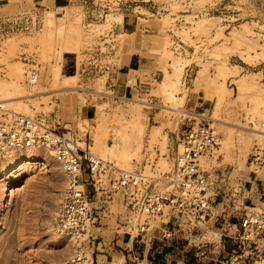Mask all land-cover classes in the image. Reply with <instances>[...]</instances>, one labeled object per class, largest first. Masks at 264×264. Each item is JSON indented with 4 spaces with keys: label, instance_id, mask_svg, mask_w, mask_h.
<instances>
[{
    "label": "rangeland",
    "instance_id": "obj_1",
    "mask_svg": "<svg viewBox=\"0 0 264 264\" xmlns=\"http://www.w3.org/2000/svg\"><path fill=\"white\" fill-rule=\"evenodd\" d=\"M112 1L0 0L1 18L34 10L40 16L41 21L40 28L36 32L10 34L0 41V64L5 67V75L0 76V79H13L11 71L14 67H10V65L14 64L18 67L20 65V70H22L20 74L23 77L24 71L28 69V65L29 67L31 65L30 62L35 63L38 78L34 86L33 84L30 86L25 85L22 77H20L22 81L19 80V84L22 87L24 85L25 95L31 91L39 92L28 98L31 100L22 99L36 112L21 113L22 111L19 112V109L15 106H8L9 108L12 107L11 109L4 107L5 105L3 107L9 111L14 109V112L16 109L17 112L15 113L32 116L46 126L55 127L76 143L77 141L84 142V147H89L90 152L94 154L96 151L91 148L93 147L90 135L91 123L97 119L99 112L104 113L111 124H107L109 133L106 138L107 145H111L116 128L119 126L118 124L112 125L114 118L111 117H113V114H119L123 115L124 119H128L129 117L124 113L131 103L127 99L113 101L106 95L111 94L105 83L108 76L95 73L87 76L81 75L80 65L83 58H85L83 54L88 48L99 46L101 51L107 54L105 61L114 64L115 67H121L128 58L138 57L140 67L136 69L134 77L138 78V85L140 86L129 98L149 101L158 106L157 108H142L147 116V126L144 133L141 136L139 135L141 145L138 149L137 158L133 159L134 157H131L134 161L130 159L129 163L123 164V161L121 163L119 159L109 158V160L108 156L103 159L113 162L122 169L130 168L133 162H145L148 163L145 170L149 172L151 164L154 165L155 170L162 167H159L156 161L160 159L159 157L164 159L162 155L167 153V146L172 139L171 132L176 130L178 117L183 114L176 110L203 112L206 115L212 114L214 117L211 113L215 103L212 91L200 88L198 92H193L192 80L196 71L202 67L201 64L207 65V70L212 76L215 73L217 63L225 61L228 66L237 65L242 75L256 73L255 80L258 83H264V77L262 78L264 60L258 58L248 65L242 62L237 51L229 49L231 51L222 52L219 58L216 56L215 51L216 47L229 39V32L240 29L241 24L244 25V23L246 25L250 24L253 34L257 35V38L253 39H256V46L261 43H263L262 46L264 45V0H155V6L153 4L135 9V6L132 5L128 9L107 10ZM157 7V10L161 11L155 14L154 11ZM47 12L53 15L54 27H58L60 23H67L75 15L80 17L78 28L81 33L80 30H77L80 33H77V36L80 37L79 44H76L77 47L74 44L77 42L76 35L74 37V34H72L75 39L73 37V39L67 38L70 40L68 41L65 38V33L61 34L60 37L58 34L56 35V28H47L45 24ZM85 13H88L89 17L85 16ZM110 17L112 20H110ZM202 18H213L214 25L208 32H195V22ZM111 29L115 31L112 36L113 40L109 44L108 39L105 41L100 37L106 35L107 31ZM182 32H187V35ZM71 40H74V43ZM103 42H107L109 45L107 46ZM175 43L181 45V48L177 47L179 49H175ZM72 46L75 47L77 53ZM259 47H256L257 49L255 48L253 51H258ZM111 48L112 52L110 53L109 49ZM70 49L71 51H69ZM245 51L250 55L255 54L250 48H246ZM168 53L169 57L167 56ZM20 54L26 57V60L29 61L28 64H25L20 58ZM110 54L112 57H110ZM173 59H183L184 62L185 60H188V62H185L178 91L175 94L177 99L175 102L174 100L170 102L162 99L164 96H159L161 93L155 95L157 93L155 89L158 87L157 83L163 78V71L171 72ZM76 63L77 66H75ZM144 64L147 66H144ZM56 65L62 70L63 76H75V83L66 84L65 79L54 82L51 78L50 69L57 67ZM119 83L124 84L123 81H118L117 84ZM225 86L231 90L232 95L225 97L216 116L222 121H227V123H215L213 126L218 134L219 141L228 136V132H232L233 150L226 155L219 148L218 160L215 166L219 172L228 177L227 186L233 187L236 184L248 188L252 186V194H254L252 201L255 203L258 197L256 189L259 187L255 186L256 182L253 184L255 176L249 172L247 160L252 149L264 147V138L258 140L251 135L249 130L242 127L251 128L256 126L259 130H262L260 123L264 122V102L262 100L259 103V100V104L254 105L248 99L236 98L237 92L231 78L226 79ZM197 95L202 97L199 102L202 100L205 102L200 107L191 104L192 98ZM181 96H183L182 99L179 98ZM34 101L35 104L38 102L36 108L37 106L43 108H39L37 111L34 104H31ZM163 101L165 105L167 104L166 106L170 105L168 103H174L171 105L175 110L161 112L160 105L163 104ZM255 106L261 111L260 113L256 112V115L254 114ZM86 107L92 113L88 118L84 117ZM118 108L119 110H117ZM257 114H261L260 117ZM155 116H157L156 119H154ZM159 124L164 125L162 134H166L163 149L159 144L163 141L160 136L155 140L150 137V126ZM67 132L69 134H66ZM84 133H86V137H84ZM239 134L243 137L252 136L247 148H241L238 143L236 136ZM40 150H43L40 155L49 161L47 165L29 166L19 174V177L11 176L4 182L0 181L1 198L3 187L7 186L15 189L12 187L17 185L19 179L21 180L20 191L17 193L9 192V201L3 208L0 207V264H60L68 259L73 252L74 246L66 241L68 239L55 236L51 231L55 217L54 212L56 214L60 204L58 200H60V194L65 184L64 176L58 164L50 157V152L46 149ZM78 154L79 156L82 155L79 152ZM161 159L160 162H162ZM164 162L167 163L166 160ZM167 166L169 167L168 164ZM239 166L243 167L239 168ZM165 169L163 167L159 171L169 170ZM257 172L258 177H264V171ZM109 205L123 209L116 201ZM153 225H155L154 222ZM225 228L221 223L212 225V221H210L201 229L192 231L187 241L182 239L185 246L189 242L191 250L198 253L197 257L192 256V264H212L213 260H220L224 238L219 236L222 232L221 229ZM202 244H206V247L199 249ZM81 245L88 253L87 242H81ZM204 249L205 252L200 254Z\"/></svg>",
    "mask_w": 264,
    "mask_h": 264
},
{
    "label": "built area",
    "instance_id": "obj_2",
    "mask_svg": "<svg viewBox=\"0 0 264 264\" xmlns=\"http://www.w3.org/2000/svg\"><path fill=\"white\" fill-rule=\"evenodd\" d=\"M132 5L138 9L155 6L156 2L113 0L107 10L128 9ZM157 9L155 14L161 11ZM40 24V16L34 10L0 17V41L10 34L36 32ZM114 31L111 29L100 38L108 39L110 44ZM176 45L175 49L181 48ZM109 51L111 53L112 48ZM19 56L25 64L29 63L23 54ZM83 56L81 75H106L107 84L116 71L114 64L105 61L107 54L95 46L85 50ZM30 64L23 73V82L28 86L35 83L38 75L35 63L31 61ZM4 75L5 67L0 64V76ZM106 95L113 101L128 99L113 92ZM182 113L176 130L171 132L167 153L162 155L171 168L160 172L151 164L146 172L148 163H134L122 170L93 155L89 147L79 156L75 142L55 127L46 126L32 116L9 111L0 104V149H46L62 170L65 184L53 229L56 235L76 244L71 256L60 264L92 263L81 242L89 239V228L98 210L96 205L103 207L115 201L130 213L137 234H151L160 229L161 238L167 241L175 230L181 229L190 235L210 221L212 225L221 223L226 227L221 229L219 236L224 238L221 258L213 260L212 264H264V177H258L256 172L264 171V147L251 150L247 160L249 172L255 176L253 184L256 182L255 186L259 187H256L258 197L254 203L252 186H227L228 177L215 166L219 144L210 115L192 111ZM260 128L264 131V122ZM83 135L86 137V133ZM168 224L170 229L163 227ZM203 247L206 244L199 249ZM204 252L205 249L200 254Z\"/></svg>",
    "mask_w": 264,
    "mask_h": 264
},
{
    "label": "bare ground",
    "instance_id": "obj_3",
    "mask_svg": "<svg viewBox=\"0 0 264 264\" xmlns=\"http://www.w3.org/2000/svg\"><path fill=\"white\" fill-rule=\"evenodd\" d=\"M46 16H47V18H46L45 24H46L47 28H49V29L56 28V31H57V33L55 31L56 35L58 34L60 36L61 34L65 33L64 34V35H66L65 38H66V40H68V39H71L73 37L72 34H74V37H75V35L77 36V33H79V31H77V30H80L78 28L79 27L78 25L80 22L79 16L75 15L73 18L68 20V22H67L68 24L67 23H60V25L58 27H54L53 15L51 13L47 12ZM117 18H120V17H117ZM140 19H142V18H140ZM212 19L213 18H202V19H199L198 21H196L195 22V28H194L195 32L196 31L208 32L209 29L211 27H213V25H214ZM110 20H112V18ZM249 25H246L245 23H244V25L241 24L242 27H240V29H238V30H235V29L233 30V28H232L233 31L231 30L232 32H229L230 33L229 39H226V41L222 42L221 45L216 47V49H215V51L217 53L216 56L219 58V56L222 52L227 51L229 49H232L233 51L238 52V54L240 56L239 58L245 64L249 65L252 63V61H254L255 59H258V58L264 60V45L262 46L263 43L258 45V46H260L258 51H253V50H255L256 47H258V46H256V44H257L255 41L256 39L253 40L257 35L253 34V32L251 30L252 26L250 25L251 26L250 27ZM98 26H101V25H98ZM80 33H81V30H80ZM182 33L184 35H187V32H182ZM75 38H76L77 42L74 43L73 42L74 40L73 41L71 40V42H73L75 44V47H77L76 44L77 43L79 44L80 37L77 36ZM68 41H70V40H68ZM177 45L175 47H177ZM73 47L74 46H72V48ZM75 47H74V50H75ZM246 48L252 49V52H255V54H253V55L248 54L245 51ZM71 49L69 51H71ZM229 51H231V50H229ZM76 53H77V51H76ZM75 56H77V55H75ZM167 56L169 57V53L167 54ZM183 59H173V62L171 64V72H167L166 70L163 71L164 75H163V78L160 80V82L157 83L158 87H156V89H155V91L157 92V93L155 92L156 93L155 95H157V94L159 95L161 93V95H159V96L165 97V98L163 97L162 99H166L167 101H170V102H173V100H174V102H175V100L177 99V97H175V94L178 91V85L180 84V79H181V76H182V73H183V70L185 67V62L186 61L188 62V60H185V62H184ZM217 64L218 65L216 67L215 73H213L212 76L210 75V73L207 70V65L201 64L202 67L196 71L195 76L192 80L193 86H194L193 92H198V90L200 88H203L205 90H211L213 97H215L214 107H213L212 112H211V113H213L214 117L212 116V114L210 115L211 119L213 120V124H215V123L221 124V123H225V122L227 123V121H222L216 116L217 111H218L219 107L221 106L222 102L224 101L225 97L232 95L231 90L225 86V81L227 78H231V80L235 86V89L237 92L236 98H239L242 100L248 99L250 101V103H252L254 105H257L259 100H260L259 103L262 100L264 102V83L261 84L255 80L254 76L256 73L247 74V75L243 74L242 75V74H240V69L237 65L228 66L225 63V61H220ZM204 65H206V66H204ZM11 66L14 67V68H12L13 71H11L13 79L12 78H10V79L6 78L7 80L0 79V104H2V106L5 105L4 107H8V106L14 107L15 106L19 109V112L22 111L21 113L36 112L34 109L31 108L30 105L24 103L22 99L27 98V101L31 100L28 98L38 94L39 92L38 91H36V92L35 91L28 92L27 91L28 94L25 95L24 92H26V91H24V89H23L24 85L22 87L19 84V80H21L23 78L20 74V71H22V70H20V65H19V67H18V65L15 66L14 64L10 65V67ZM75 66H77V63ZM76 69H77V67H76ZM50 70L49 71L52 73L51 78L54 82H57L61 79H65L66 84L75 83V81H76L75 76H69V77L63 76L62 70L60 69L59 66L54 67L53 69H50ZM75 74H76V72H75ZM20 77H22V78L20 79ZM37 78H38V75H37ZM37 78H36L35 82H37ZM33 86H34V84H33ZM69 88H70V86H69ZM71 88H74V87H71ZM30 89H32V88H30ZM96 92H97V90H96ZM179 98L182 99L183 96H181ZM127 100L131 103V105H130V107H127L128 109H126V112L124 114L127 115L129 118L124 119V117H122L123 115H119V114L118 115L113 114V117H111V118H114L112 125L118 124L120 126V127L118 126L119 128L115 127L116 128L115 137L113 138V143H111V145H107V143H106V138H107L108 133H109L107 124L108 123H109V125H111V124H110V122H108V119H107V117H105L104 113L99 112L98 116L96 117L97 119H95L91 123L90 135H91V142L93 145V147H91V148L94 149V151H96L94 153L96 155V157L103 159L104 157L106 158V156H108V159L109 158L110 159L113 158L115 160L119 159L120 162L123 161V164L129 163L130 159L133 160V159L137 158L138 151H139L138 149L140 148V145H141L140 144L141 141H139V135L141 136L144 133V130L147 126V123H146L147 116L142 111V108H157L158 105L155 106L149 101H144V100L137 99V98L136 99L128 98ZM164 101H163V104L160 105L161 112H163V113L166 111L172 112L173 110H175L174 107H172V105L174 103L173 104L168 103L170 105L166 106L167 104L165 105ZM31 104L32 105L34 104V108H36L35 101H34V103H31ZM48 107H50V106H48ZM255 107H256V110H255V112L253 111L254 114L256 112L260 113L261 111H259L257 109V106H255ZM11 108H9V109H11ZM39 108L40 107L37 106V108H36L37 111ZM42 108L43 107H41L40 109H42ZM119 108L117 110H119ZM13 110H11V111H13ZM117 110H116V112H117ZM176 111L182 112L179 109ZM15 112H17L16 109H15ZM119 112H121V111H119ZM157 114H159V113H157ZM204 115H206V114H204ZM257 115L260 117L261 114H257ZM156 117L157 116H155L154 119H156ZM163 126H164L163 124L162 125L159 124L157 126L152 125L149 128V130L151 131V132L149 131L150 137L152 139L155 140V138H157L159 136L162 138L163 141L162 142L159 141L160 142L159 144L162 146L161 149L164 148L165 140H166V136H165L166 134H162ZM235 126H237V125H235ZM260 126H261V123H260ZM112 128H114V127H112ZM242 128L249 130L251 135L255 136V138H257L258 140H262L264 138V131L259 130L256 126H253L251 128H248V127H242ZM218 129L220 130L219 127H218ZM66 134H69V132H67ZM232 136H233V134L230 131V132H228V136H226L223 139H220V141L218 139L219 148H220V150L225 152L226 155L228 153L232 152V150H233V145H232L233 137ZM252 136L243 137L240 134L236 136L238 141H239L238 143L240 144L241 148H247ZM74 142H75L76 146L78 147V152L82 154V150L85 148L84 147L85 143L82 141H77V143H76V141H74ZM42 151L43 150H40V149H29V150H23V151H9V150L0 149V181L4 182L8 177H11V176L19 177V174L25 168H27L29 166H35V165L45 166V165H47L49 163V161L47 160V158L42 157L40 155ZM50 157L54 160L52 154H50ZM131 157H134V158L132 159ZM159 158L161 159V157H159ZM160 159H158L156 162H157L159 167H161V166L162 167L161 168L158 167L159 169H157V171L163 169V167L166 169L171 168V165H170L169 161L167 160V158L164 157V159L167 161V163L164 162L165 161L164 159H161L162 162H160L159 161ZM103 160H105V159H103ZM106 161H108V160H106ZM108 162H111V161H108ZM215 162H217V161H215ZM135 164H137V162ZM157 164H156V166H157ZM167 164L169 165V167L167 166ZM132 165H134V162ZM240 167L241 166H239V168ZM117 168L122 169L120 167H117ZM122 170H126V169H122ZM20 185H21V180L19 179L17 181V185L12 187L15 189H11V187L8 188L7 186L2 188L3 194H2V197L0 198V207L3 208L7 204V202L9 201V196H10L9 192L10 193H13V192L17 193L20 191V188H19ZM62 190H64V188ZM61 192H60L61 193L60 194L61 195L60 200H58V201H61V199H62L61 197L63 195V191H61ZM54 215H55V212H54ZM54 215H53V217H54ZM51 227H52V230L51 229L50 230L52 231V233H54L55 236H58L55 234L53 226H51ZM86 237L87 236H85L84 239ZM63 240H65V239H63ZM66 241L71 243L72 246L75 247L76 242H74V241L71 242L70 240H66ZM72 249H73V247H72ZM52 263H54V262H52Z\"/></svg>",
    "mask_w": 264,
    "mask_h": 264
},
{
    "label": "crops",
    "instance_id": "obj_4",
    "mask_svg": "<svg viewBox=\"0 0 264 264\" xmlns=\"http://www.w3.org/2000/svg\"><path fill=\"white\" fill-rule=\"evenodd\" d=\"M85 16L89 17L88 13ZM139 67L138 57L128 58L121 67L116 66L115 74L109 78L106 88L118 96H133L140 86L138 78L134 77ZM118 81L124 84H117ZM200 99V95L193 97L191 104L200 107L205 103L203 100L199 102ZM88 109L86 107L84 111L85 118L92 114ZM111 205H96L98 210L91 222L87 241L91 264H192V256L197 257L198 253L191 250L189 244L184 245L182 239L189 238L186 231L175 230L167 241L161 238L160 229H155L151 234H137L130 213ZM163 227L170 229L171 225Z\"/></svg>",
    "mask_w": 264,
    "mask_h": 264
}]
</instances>
